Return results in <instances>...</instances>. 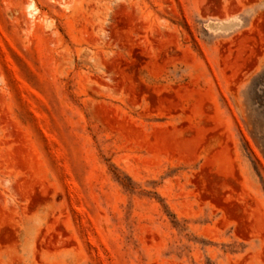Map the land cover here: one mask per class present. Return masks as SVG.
<instances>
[{
    "label": "rangeland",
    "instance_id": "rangeland-1",
    "mask_svg": "<svg viewBox=\"0 0 264 264\" xmlns=\"http://www.w3.org/2000/svg\"><path fill=\"white\" fill-rule=\"evenodd\" d=\"M0 264H264V0H0Z\"/></svg>",
    "mask_w": 264,
    "mask_h": 264
},
{
    "label": "bare ground",
    "instance_id": "bare-ground-1",
    "mask_svg": "<svg viewBox=\"0 0 264 264\" xmlns=\"http://www.w3.org/2000/svg\"><path fill=\"white\" fill-rule=\"evenodd\" d=\"M34 5L32 3H28L27 8L30 9L29 13L30 15H33V12L35 11V8H33ZM37 10V9H36ZM27 13V12H26ZM33 18V17H32Z\"/></svg>",
    "mask_w": 264,
    "mask_h": 264
}]
</instances>
